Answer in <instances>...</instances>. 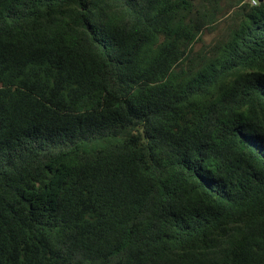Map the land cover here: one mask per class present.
Listing matches in <instances>:
<instances>
[{"label":"trees","instance_id":"16d2710c","mask_svg":"<svg viewBox=\"0 0 264 264\" xmlns=\"http://www.w3.org/2000/svg\"><path fill=\"white\" fill-rule=\"evenodd\" d=\"M0 264H264V0H0Z\"/></svg>","mask_w":264,"mask_h":264},{"label":"rangeland","instance_id":"374dc122","mask_svg":"<svg viewBox=\"0 0 264 264\" xmlns=\"http://www.w3.org/2000/svg\"><path fill=\"white\" fill-rule=\"evenodd\" d=\"M236 7H232L229 10V13L222 17L219 22L210 30H205L201 36V39L195 44V51L205 50L210 45L220 41L227 29V26L233 19V14Z\"/></svg>","mask_w":264,"mask_h":264},{"label":"built area","instance_id":"2783aa9c","mask_svg":"<svg viewBox=\"0 0 264 264\" xmlns=\"http://www.w3.org/2000/svg\"><path fill=\"white\" fill-rule=\"evenodd\" d=\"M250 2L254 5L257 3V0H250Z\"/></svg>","mask_w":264,"mask_h":264}]
</instances>
